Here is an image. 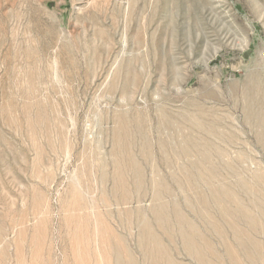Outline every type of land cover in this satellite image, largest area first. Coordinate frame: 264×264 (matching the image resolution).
I'll use <instances>...</instances> for the list:
<instances>
[{
    "label": "rangeland",
    "instance_id": "rangeland-1",
    "mask_svg": "<svg viewBox=\"0 0 264 264\" xmlns=\"http://www.w3.org/2000/svg\"><path fill=\"white\" fill-rule=\"evenodd\" d=\"M79 233L87 264H264V0H0V264Z\"/></svg>",
    "mask_w": 264,
    "mask_h": 264
},
{
    "label": "bare ground",
    "instance_id": "bare-ground-1",
    "mask_svg": "<svg viewBox=\"0 0 264 264\" xmlns=\"http://www.w3.org/2000/svg\"><path fill=\"white\" fill-rule=\"evenodd\" d=\"M77 199H79V198L77 197ZM81 228H85V227L82 226ZM150 230L151 229H149V228L143 227L141 230L142 233H141L140 239H142L144 241L148 238H152L151 234L149 233ZM98 235L100 236V242L102 241L101 244H104L107 240L105 237L109 236L112 239L113 244H118L121 247L126 248L125 243L122 240V238L118 237L114 232H112L109 229V227H107L104 224L102 225V228L98 232ZM76 240H77V244L79 246V247L77 246V248L75 250L76 264H87V260H88V257L90 255L89 252L91 251V248H90L91 240L86 239L85 243L83 244L81 242L80 233L78 234V236H76ZM199 250L200 249H197L195 251L196 256H200ZM124 253L126 254V252L122 248L118 247L117 245H114V247H113V245H112V249H110V251H105L103 253L104 254V260H106L105 262H108L109 261L108 256H112V254H113L114 259H115V264H133V261H132L130 255L126 254L127 258L126 259L123 258ZM168 264H174V263H168Z\"/></svg>",
    "mask_w": 264,
    "mask_h": 264
}]
</instances>
